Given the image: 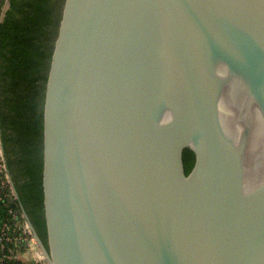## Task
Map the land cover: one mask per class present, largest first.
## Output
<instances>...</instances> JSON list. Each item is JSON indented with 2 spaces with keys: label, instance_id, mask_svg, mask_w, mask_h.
<instances>
[{
  "label": "water",
  "instance_id": "water-1",
  "mask_svg": "<svg viewBox=\"0 0 264 264\" xmlns=\"http://www.w3.org/2000/svg\"><path fill=\"white\" fill-rule=\"evenodd\" d=\"M42 127L46 264H264V0H64Z\"/></svg>",
  "mask_w": 264,
  "mask_h": 264
},
{
  "label": "trees",
  "instance_id": "trees-1",
  "mask_svg": "<svg viewBox=\"0 0 264 264\" xmlns=\"http://www.w3.org/2000/svg\"><path fill=\"white\" fill-rule=\"evenodd\" d=\"M62 3L0 0V132L20 204L45 244L43 101ZM184 161L189 174L194 153L186 150Z\"/></svg>",
  "mask_w": 264,
  "mask_h": 264
},
{
  "label": "built area",
  "instance_id": "built-area-1",
  "mask_svg": "<svg viewBox=\"0 0 264 264\" xmlns=\"http://www.w3.org/2000/svg\"><path fill=\"white\" fill-rule=\"evenodd\" d=\"M0 264H46L0 152Z\"/></svg>",
  "mask_w": 264,
  "mask_h": 264
},
{
  "label": "rangeland",
  "instance_id": "rangeland-1",
  "mask_svg": "<svg viewBox=\"0 0 264 264\" xmlns=\"http://www.w3.org/2000/svg\"><path fill=\"white\" fill-rule=\"evenodd\" d=\"M59 1H61L62 3L64 0H59ZM62 6H63V3H62ZM62 6L60 7V14H61Z\"/></svg>",
  "mask_w": 264,
  "mask_h": 264
}]
</instances>
